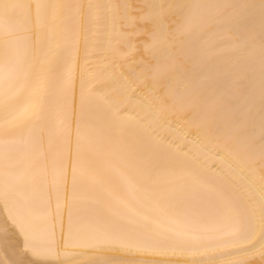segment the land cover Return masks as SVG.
Wrapping results in <instances>:
<instances>
[{"label": "bare ground", "instance_id": "1", "mask_svg": "<svg viewBox=\"0 0 264 264\" xmlns=\"http://www.w3.org/2000/svg\"><path fill=\"white\" fill-rule=\"evenodd\" d=\"M0 264H264V0H0Z\"/></svg>", "mask_w": 264, "mask_h": 264}]
</instances>
